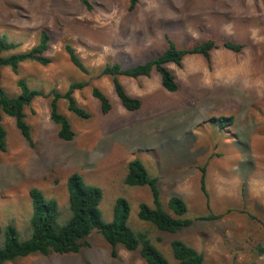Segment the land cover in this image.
<instances>
[{
    "label": "rangeland",
    "instance_id": "1",
    "mask_svg": "<svg viewBox=\"0 0 264 264\" xmlns=\"http://www.w3.org/2000/svg\"><path fill=\"white\" fill-rule=\"evenodd\" d=\"M91 2L93 9L80 0H0V35L21 43L19 50L37 43L43 29L51 35L49 64L25 61L18 74L2 68L8 93H19V77L46 92H65L72 82L86 81L75 97L91 114L80 117L61 99L59 110L75 131L72 140H63L51 118V97L35 98L25 109L34 145L15 118L3 114L0 225L13 224L22 239L30 237L34 187L58 201L63 219L69 217L67 179L76 172L102 188L105 221L114 218L117 199L126 198L129 226L147 231L172 264L175 238L203 252L206 264H264V0H139L134 9L130 0ZM167 36L182 48L208 39L245 46L239 52L220 46L211 63L201 54L187 55L182 66L169 63L176 91L162 86L156 70L150 76H121L127 91L142 99L138 109L127 110L111 77L100 70L108 63L129 67L157 57L169 46ZM65 44L76 49L90 73L71 62ZM95 86L111 100L107 113L92 94ZM135 158L159 178L165 209L171 195L185 199L192 226L169 233L140 219L141 203H154L148 186L125 183ZM90 241L77 253L32 254L5 264H145L139 251L123 246L113 255L100 233Z\"/></svg>",
    "mask_w": 264,
    "mask_h": 264
},
{
    "label": "trees",
    "instance_id": "2",
    "mask_svg": "<svg viewBox=\"0 0 264 264\" xmlns=\"http://www.w3.org/2000/svg\"><path fill=\"white\" fill-rule=\"evenodd\" d=\"M88 9H93L91 0H80ZM139 0H130V9H134ZM169 46L157 57L139 62L136 65L123 67L120 62L108 63L100 70V75L110 76L115 92L121 104L127 110L138 109L142 105L140 96L131 95L121 81V76L138 78L150 76L153 70L159 72L162 86L168 91L178 90L179 84L174 72L168 67L169 63L183 65V60L190 54H201L208 63H211L212 51L220 46L239 52L244 44L231 40L222 43L208 39L192 47H178L175 41L167 36ZM51 35L46 29L40 33L37 43L28 50H19L21 43L9 40L0 35V149L7 146V132L2 123L3 114L15 118L18 129L24 137L34 145L31 125L26 120L25 109L31 106L35 98L40 96L51 97L50 112L52 120L59 125L58 136L63 140H72L75 131L69 118L60 112L59 101L65 99L70 111L76 115L87 118L90 112L82 107L75 92L85 87L88 82H72L65 92L54 88L49 92L33 88L27 80L19 77L17 86L19 93L12 96L8 93L2 81V68L9 67L15 74L19 73L20 64L25 61H34L42 65L49 64L52 59L47 55L50 48ZM71 62L82 72L90 73L82 58L71 44H65ZM92 94L101 104V109L107 113L112 108L108 95L99 87L92 88ZM234 117L222 118L233 122ZM201 186L206 189V167H201ZM159 178L152 175L146 164L140 158H135L128 163V172L125 183L129 186H148L152 197L153 206L141 203L139 217L143 221L152 223L158 230L177 233L193 225L194 219L186 217L188 206L185 199L179 194H173L168 200V209H165L160 196L158 185ZM69 217L63 219L58 201L47 197L44 192L34 187L30 190L33 213L30 219L31 235L27 239L20 237V232L13 224L6 227L0 225V264L12 262L18 258L32 254L50 253H77L82 248L91 245L90 237L100 233L111 245L112 254H117L118 246H123L129 251H139L145 264H172L162 250L151 240L147 231L136 232L128 224L130 212L129 202L124 197H119L114 207V218L105 221L100 208L103 198L101 187L88 184L78 173L71 174L67 179ZM173 213V214H172ZM208 216L205 218H215ZM204 218V217H203ZM3 235V236H2ZM172 254L176 264H206L203 252L187 244L182 239L175 238L170 242Z\"/></svg>",
    "mask_w": 264,
    "mask_h": 264
}]
</instances>
